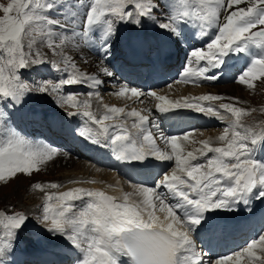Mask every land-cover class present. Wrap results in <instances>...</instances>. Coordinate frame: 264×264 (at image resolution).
<instances>
[{"label":"snow or ice","instance_id":"1","mask_svg":"<svg viewBox=\"0 0 264 264\" xmlns=\"http://www.w3.org/2000/svg\"><path fill=\"white\" fill-rule=\"evenodd\" d=\"M160 6L159 0H91L75 36L86 37L92 26L103 23L108 38L115 34L116 23L140 27L145 17L155 19L162 29L174 35L186 20L198 22L200 35H207L208 30L215 27L217 34L211 42L190 53L184 72L174 81L197 85L216 79L205 74L207 69L202 64L219 66L221 56L233 49L244 51L249 44L264 48V0H175L171 14L162 21L154 11ZM45 7L51 5L45 6L44 0H8L0 4V99L19 101L29 92L54 95L61 109H65V105L76 109H65L67 115H82L99 126L98 130L88 129L87 132L81 129L79 134L91 143L101 141L96 137L110 141L117 159L145 166L146 161L153 159L171 161L175 167L171 173L162 174L155 186L134 183L139 200H131L129 193L117 198L101 190L77 187L46 194L42 213L31 218L48 233L64 235L82 253L77 264H120L122 256L128 257L131 264H241L242 259L247 264H264V233L240 251L214 261H209L207 253L192 239L193 228L200 224L206 210L240 203L257 188L260 191L256 198L264 197V164L251 157V146L264 141V127L242 122V117L250 113L236 106L240 103L236 97L209 93L172 101L154 90L144 91L127 83L119 85L118 95L130 93L138 101L142 96L152 97L160 102L156 104L159 112L190 109L226 121L223 133L216 138L222 146H212L211 140H202L201 147L186 151L184 143L195 142L190 141L189 136L196 130L165 135L151 121L150 112L144 115L136 109L125 112L122 107L103 105L104 111L98 117L92 110V98H100L99 89L105 85L100 75L111 77L112 72L103 60L99 61L97 73L81 71L61 48L66 37L58 36L49 28L58 21L41 14ZM34 33L41 34L42 39L37 40ZM37 44L46 45L54 56H61V60L49 61ZM109 47L110 44H105L103 50L107 52ZM40 64L51 65L64 75L56 83L30 84L21 79L22 69ZM236 82L249 89H255L257 83L264 86V55L253 59ZM74 85H88L92 90L63 93V87ZM82 95L88 98L78 99ZM217 101L228 102L213 103ZM128 117L135 118L131 128L126 124ZM113 120L120 122L105 123ZM3 131L0 126V132ZM7 131L8 139L0 147V181L7 183L8 178L18 177V174L30 175L33 170L40 171L41 166L58 154L69 155L49 146L34 147L15 131ZM158 139L165 149L158 145ZM33 187L45 191L40 183ZM48 187L59 189L63 185L50 182ZM161 189L178 197V203H169ZM76 201H81V206L77 207ZM179 209H184L183 213ZM157 213H162L163 218ZM29 218L25 212H12L0 220L3 228L0 264H5L17 230Z\"/></svg>","mask_w":264,"mask_h":264},{"label":"bare ground","instance_id":"2","mask_svg":"<svg viewBox=\"0 0 264 264\" xmlns=\"http://www.w3.org/2000/svg\"><path fill=\"white\" fill-rule=\"evenodd\" d=\"M66 1L67 0H64L63 2L65 3ZM57 7L64 9V5L61 4H58ZM63 15L67 19L64 20V22H61L62 25H60V28L62 30L58 32L55 31V33L58 36L62 35L66 37L64 43L65 45L61 46L63 52L66 53V51L68 50L72 55L71 56L72 59L76 57V60L86 67L85 70H82L86 73H97L99 61L103 60L105 65L111 70L112 74H115L114 72L115 67L112 65L111 62L107 60L106 55L102 52V49L104 48L105 44H108V40H109V37L108 38L105 37V28L101 29L99 27L95 35L87 34V36L84 39L78 40V42L82 45L85 51L87 48L86 52L88 54L91 53V56L95 57L94 59L93 57L88 55L84 50H81L78 45L79 43L74 40V38L77 39V37H79L75 35L80 30V27L82 25L83 14H77L79 16L75 17L72 13L64 11ZM146 18L147 17H145V20ZM165 18L166 17L162 18V20H164ZM145 23L148 22L145 21ZM188 24H189L188 20L181 23L178 26L177 34L174 35L171 32H166L159 25L150 23L146 28L149 32L152 33L147 38H143L144 36L143 33H141L138 30L135 24L122 22L121 32H120L122 46L124 47V54L122 61L125 62V65L127 63L133 65V68L120 66V72L122 71L123 77L126 76L129 77L133 75V73L134 75L137 74L139 64L143 62L144 67L143 66L140 67L139 70L141 68H144V71L148 74L147 77L144 79L145 82L148 81H149L148 83L153 82L156 85H160L164 83V81H166V83L170 82V77L164 76V74L161 73V71L165 70L163 66V62L169 61L170 64L172 65L167 72L171 76H176L177 70L174 68L175 65L172 61L173 57H175L174 54L177 49V47L175 46L176 44L175 41H178L183 46L184 49L190 47L192 51L195 49H201L202 45L205 44L206 41V35L199 34L201 32V29H195L191 31L190 29H188ZM64 25H67V27H64ZM69 32H71V34H68ZM68 39H70L71 41ZM84 41L85 42L88 41L89 44H87V47L83 46L85 44ZM147 42L152 44L153 48H156L155 50L157 51L156 52L150 51L148 54L145 53L144 48H145V43ZM185 53L188 52L185 50ZM171 54H173L174 56L172 57ZM85 60L87 62H85ZM228 60L235 63L233 67L228 68L230 71H232L234 68H238L239 71H241L242 68L237 66L238 64L234 57L229 56ZM119 64L121 65V62ZM94 65L96 66L94 67ZM221 65L222 64H219V66L214 65L211 71H209L208 75L214 76L216 77V80H219L220 75H222V73H224L225 71V69ZM41 70H43L41 65L40 66L35 65L34 69L31 70L30 72H28V70L25 68L24 74L35 72V76L37 78H40L39 80L42 81L43 78H46L44 76H47L49 73L47 71L46 75L44 74V76L38 77V75L41 73L40 72ZM165 77H167V80H165ZM100 78L103 80H107L108 86L112 87L111 89H114V91L117 92L119 91V85H121V83L117 81L118 78L116 77V75L111 77H105L103 75H100ZM140 78H141L140 76H135L137 82H139ZM178 79L179 77L176 76V80ZM54 80H56L55 77ZM37 81L38 79L34 78L33 82L35 83ZM175 84L176 85L172 87L173 89L170 88L171 90L167 89L165 91L159 90L157 94L164 95L167 97V99L172 101L181 100L185 98L184 96L182 97L178 96L177 99L173 95L176 94L177 91L178 93H180L181 87L184 86V84L186 83L175 82ZM187 84L194 85L193 83H187ZM234 84L240 85L237 82ZM232 87L233 86H231L230 88ZM214 88L216 93L221 96L236 97L235 93L237 95H240L241 97L243 96L242 95L243 93L241 92L243 90L241 85L235 87V89L233 90L225 91L224 93L221 90L217 89L216 87ZM197 89H203L204 91H208V92L212 90L204 87L202 88L197 87ZM246 89L250 90L252 93L255 91V94H258L260 91L259 87H256L255 89H249V88ZM71 90H75V88H73L72 86L71 87L65 86L62 89L63 93L65 94L67 93L66 91H71ZM87 90H88L87 92H89L92 90V88L88 86ZM147 90L149 91L150 88H147ZM78 91L79 88L75 90V92ZM205 93L209 94L207 92ZM244 93L249 94V92H244ZM125 96L130 99V102L132 104L138 102V100H136L135 97H131L130 93L126 94ZM250 96L253 97V101L250 103L254 105L255 101H257L256 98L258 97H256V95L254 94H250ZM116 98L117 97L114 95V100L118 102ZM13 102L15 103V110L13 109L14 115H12L11 118L13 120H15V118L22 119V121L19 124L21 130L19 136L22 137L24 140H26V136L32 137L34 141L33 144L34 147L49 146L58 149L55 146L56 143L53 140L47 139L50 138L49 137L50 135L47 134V129L42 127L40 130L41 132H39L38 124H34L33 128H31V124L29 122H33V121L43 122L44 120L49 122L51 119L50 122L51 131L52 130L57 131L60 127H62L66 132L70 133L69 126L67 124V117L64 115H63L64 117L63 116L57 117L53 114L55 117L50 118L52 115L49 112L48 113L51 115L50 117L43 116L41 113H39V111H37L38 109L36 110L35 108H33V111L29 110V108L23 105V101L21 99L19 101H13ZM128 102H124L125 103L124 106H126ZM221 102H228V101H221ZM158 103L160 102L156 101V104ZM119 104L120 103L115 105V107H117ZM103 105L104 104H102L100 107L101 113L104 111V109H102ZM131 106L141 107V104L136 103L135 105H131ZM155 109H156V105H155ZM132 110L133 109H131L129 112H131ZM136 110L140 111L139 109ZM156 111L158 110L156 109ZM158 113L161 119H163V121L165 122L166 126H168L169 129H174L172 132L168 131V133H165V135L168 136L181 135L184 132L191 130L192 127L194 126L205 127L209 125L212 126L214 124L223 123L217 118L209 117L190 109H175L167 112L158 111ZM74 117L76 118L73 119V122L71 123L72 125L70 126L73 127L74 125H76L75 130H77L78 132H80L81 129H84L86 132L88 131V129H95L92 124L89 125V122L82 115H75ZM1 119L2 118H0V120ZM134 119H135L134 117L127 118L126 124L129 128H131V124ZM115 122L119 123L120 121H115ZM105 123H111V121H105ZM132 131H135V129H132ZM76 137L78 136L76 135ZM190 137L191 136H189V138ZM7 139L8 136H3V138L0 139V147L4 146V142ZM101 140H102L101 142L91 143V141L83 137L82 139L83 142L81 144V147L83 153L87 155L86 159L89 166L94 165L98 167L100 170L110 171L106 180H102L96 177L95 179L90 180L91 181L90 183L84 181L81 184H76V183H72L71 181H68L65 184L64 180L61 181L62 179L58 178L59 179L58 184L60 185L63 184V187H61L63 191H67L71 188L81 187V188H88L94 190H101L106 192V194L112 195L117 198H122L125 193H129L131 194L130 196L131 200H139L141 197H139L136 194V191L133 188L132 184L142 183L148 186H155V183H153L151 177L154 175L161 176L166 171L169 172L171 170V169L168 170V168L172 164L171 161H159L153 159L150 162L146 161L145 162L146 166H145L136 162H125L119 160L116 158V154L113 153L110 147V141L106 139L105 140L101 139ZM26 141H29L30 143L32 142L30 140H26ZM215 142H219V141L215 140ZM187 144L189 145L188 147H191L190 142L184 143V147H186L185 145ZM158 145L161 146L159 143ZM219 145H221V143H219ZM167 150L170 151V148H168ZM251 157L254 160H256L258 163L264 164V141H261L260 143L253 145L251 149ZM59 162H61V165H57V163ZM62 164H65L66 166L71 165L72 168H75L71 158L69 156L65 157L64 155L61 154H58L56 157L53 158L52 161H48L42 167L43 169H47L48 172L54 175L53 171H51L50 168H61ZM37 177L44 178V175H38ZM124 179L126 181L129 180L127 181L128 183L129 182L132 183L130 184V187L126 190H124L122 186ZM19 186L20 184L17 183V188ZM20 189L22 190V188H19L18 190ZM23 189L25 190L24 186ZM165 191L173 198V204H177L179 198L176 197L173 193H169L166 189H161L162 194H164ZM259 191H260L259 188L254 189L252 193L245 195L240 203H237L235 205H230L228 208L206 210L203 213V218L201 219L200 224L194 226L193 228L192 239L193 241L195 240L197 241L195 242L197 245L198 243L201 245L200 248L203 252L207 253V257H211L209 261H213L221 256L234 254L237 251L240 243L245 240V239L239 240L242 239V237L254 236V239H256L263 233L264 197H260L259 199L256 198ZM14 196L18 197L19 195L17 193V195L15 194ZM75 204L77 205V207H79L81 206V201H76ZM178 211L183 213L184 209H179ZM157 214L160 215L161 218H163L162 213H157ZM35 222H36L35 220L30 218L29 222H27L28 223L27 226H29L28 230H25V227H22L19 229L20 232L18 233V235L17 232L19 230H17L16 235L19 237V241L17 242V245L19 246V249H12L7 252L5 258V264H24V261H26V264H77V261L81 258L82 253L78 249H76V247L65 236L62 239H60L56 235H52L47 231L41 229V227L38 224L36 226L34 224ZM29 223L31 224L33 223V224L29 225ZM36 241L37 242L40 241V243H37ZM34 244L35 247L30 249V247L34 246ZM65 256L68 257L65 258ZM242 262H245L244 264H247V261L245 259H242ZM120 264H131V261L128 257L122 256L120 258Z\"/></svg>","mask_w":264,"mask_h":264},{"label":"rangeland","instance_id":"3","mask_svg":"<svg viewBox=\"0 0 264 264\" xmlns=\"http://www.w3.org/2000/svg\"><path fill=\"white\" fill-rule=\"evenodd\" d=\"M63 1L62 0H44L45 6L51 5V7L50 8L45 7V8L41 9L42 15L50 18L51 20L58 21V23H56V24L49 25V28L54 30V32L55 31L58 32V31L62 30L60 28V25H62L61 22H64V20L67 19L63 15L64 11L70 12L73 15H75L76 17L79 16L77 14H83V18H84L86 11L91 4V0H67L65 3ZM161 1L162 0H159V3L161 6L157 9H154V11L158 13L157 19L162 21V18L168 17L169 14H171L173 8L175 7V1H173L172 6L169 9H167L166 4L161 2ZM7 2H8V0H0V4H6ZM166 3H167V1H166ZM58 4L64 5V9L58 8L57 7ZM143 20H145V18H142L141 26L140 27L136 26V27L138 28V30L141 33H143L144 36L148 37V35H150L152 32H149L146 27L150 23H153L155 25H159V24L156 22L155 19H153L151 17L146 18L145 21H147L148 23H145V21H143ZM192 21L194 23H197L194 20H192ZM121 26H122V22L116 23L115 34L113 36H110L109 40H108V44H110V47L108 48L107 52H105L103 50L104 49L103 48L102 52L106 55L107 59L111 63H113L114 66L118 65L117 71H115V75H116V77H118L121 80V83L127 82V84H129L133 87H138L139 89L144 90L143 83L137 84V80L135 79L134 75H131L132 78L129 81L122 80V78H121V76L123 74H122V71L120 72V66H125L128 68V65L127 64L125 65V62H122V58H123V54H124V47L122 46V41H121V34H120ZM99 27L101 29L105 28L103 23L94 25L89 29L88 34L95 35L96 31H97V29H99ZM196 29H200V26H198ZM211 29H212V32L217 33V29L215 27H212ZM68 34H71V32H69ZM34 37L37 40L42 39V36L39 33H34ZM84 38L85 37H77V39L74 38V40L78 42V40H80V39L82 40ZM68 40H70V39H68ZM211 40L208 41V43L211 42ZM57 42H58V37H57ZM84 43L85 44L83 46H86V47H87V44H89L88 41H86V42L84 41ZM148 43H145V48H144L145 53L148 54L147 51H155L156 52L157 50H154L152 47H150L148 45ZM64 45L65 44H63V46ZM78 45H79L81 50L85 51V49L82 47V45L80 43ZM179 45L180 44L178 43L177 57H180L181 55L185 54L183 51V48L179 47ZM36 47L44 54V57L46 59H48L49 61H51V60L60 61L61 60V56H59V55L54 56L52 51L46 45L37 44ZM67 51L65 54H67L68 56L71 57L72 56L71 53L69 51L68 52ZM86 51H87V48H86ZM242 52H243V60H244V68H245V70L243 72H245L247 70V68L251 65L253 59H255L251 56V54H255V53L259 52V56L264 55V48H257L255 46L252 48L246 47L245 50ZM88 55L91 56V53H89ZM91 57H93V56H91ZM93 58L95 59V57H93ZM180 59H182V58H180ZM223 59H226V58L224 57ZM74 60L77 64V67H79L81 71L86 69V67L84 65H82L80 62H78L76 60V57H74ZM120 62H121V65L119 64ZM222 64H224V63L222 62ZM40 65H41L43 70L40 71L41 73L38 75V77L44 76V74L46 75L47 71L49 73L47 76H44L46 78H43L42 81H51L52 83H56V82H58V80L63 75V73L57 72L56 69H54L51 65H48V64H40ZM40 65H37V66H40ZM214 65L215 64H210V65L205 64V67H206L207 71H210ZM34 66H32L31 68H26V69L28 70V72H30L31 70L34 69ZM95 66L96 65H94V67ZM179 68H180V66H179ZM141 70L144 71V68H141ZM207 71H206V73H207ZM20 76H21V79L23 81L28 82L30 84L34 83L33 82L34 78L38 79V81H40L39 80L40 78H37L35 76V72L29 73V74H24V69H22L20 71ZM112 76H113V74H112ZM54 77L56 78V80H54ZM227 77H228L227 73L225 72V74L220 75V78L222 79L221 81L216 80V81L203 83L202 85L208 86V87H204V88L212 89L210 92L204 91L203 89H197V87H194V86L189 85V84H184V86H182L180 89L181 92L178 93V91H177V93L174 94L173 96L175 98H177L178 96L179 97L184 96L185 98H190V97H197L200 95H205L206 94L205 92L211 93V94H217L214 87H216L217 89L221 90L224 93L225 91L233 90V89H235V87L241 85V84L240 85L231 84L233 82V79L226 80ZM174 81H176V77H174L171 80V82L164 84L161 87H154V86L152 87V84H150L149 87H152V88H150V90H152V89L157 90L158 89L156 92H158L159 90H164V91L167 89L171 90V89H173L172 87L176 85ZM168 85H171V86L169 87ZM231 86H233V87L230 88ZM83 87H84V85H80V88L82 89V91H83ZM202 87L203 86H200L199 88H202ZM241 87L243 89L241 91L243 93L242 94L243 98L240 95H237L235 93L236 98H238V100L240 101V103L236 104V106L245 108V109L249 110V113H250V114L242 117V122L247 124V125H251L253 127H264V86L257 83V87L260 88V91L258 94H255V91L252 93L250 90H247L246 89L247 87L245 85L244 86L241 85ZM111 88H112L111 86L110 87L108 86V81L105 80V85L103 86V88L99 89L100 98H95V97L92 98V110L94 112H96L98 117L101 114V108L100 107L102 104L108 105L109 107H111V106H115L118 103H120L117 107H123L125 109V112H129L131 109H139L141 111V114H144V115H146V114L148 115L150 112L151 121H154L159 126V129L164 134L168 133V131L172 132L174 130V129H169V127L166 126L163 119H161V117L159 116L158 111H156V109H155L156 101L154 100V98H152V97L144 98L143 97L140 101L136 102V103L141 104V107H135V106L133 107L131 105H135L136 103L132 104L130 102V99L127 98L126 96H120L118 94L116 95V93H118V92L114 91V89H111ZM87 89H88V85H85V88H84L85 92L84 91L83 92L78 91V93H87ZM144 91H148V90L145 89ZM66 92L68 93V92H75V91H66ZM244 92H249V94H245ZM250 94H254V95H256V97H258V98H256L257 101L254 100L255 101L254 105L250 103L253 101V97H251ZM114 95L117 97L116 99L118 100V102L116 100H114ZM86 98H88L86 95H82V96L78 97V99H86ZM22 99H23V102H25L28 106H30V108L35 107L44 116L50 117L52 115L53 117H55V116L59 117V116L64 115L68 118V115L66 114L65 109L68 111H76V109L71 108V106H69V105H65V109H61L60 107H58L57 103L54 101V99H55L54 95L29 92L28 94L24 95L22 97ZM124 102H128V104H126V106H124L125 105ZM213 103L219 104V103H221V101H217V102H213ZM129 106H131V107H129ZM13 109H14V105L12 104L11 99H0V112L2 114V116H1L2 119L0 120V126H2L3 128L5 127V131L1 132L2 135L0 134L1 136H8V133H7L8 131H6V130L15 131L18 135H20V133H21L19 124L22 121V119L15 118V120H13L11 118V116L14 115ZM102 109H104V108H102ZM52 116L50 118H52ZM74 116L75 115H73V117ZM74 118H76V117H74ZM86 120H87V118H86ZM115 121L116 120H113V121H111V123H106V124L116 123ZM50 122H51V119L49 122L46 121V125H44V126H42L40 124L43 128L47 129V134L50 135L49 136L50 138H47V139L53 140L56 143L55 146L58 149L69 153L68 156L73 161L75 168H72L71 165L66 166L65 164H62L61 168H50V170L53 171V174H54V175H52L50 172L47 171V169H43V167L41 166L40 171L33 170V172L30 175L18 174V177L8 178L7 183L5 181H0V213H3V215H0V220H2L4 218V216L10 215L12 212H25L26 214H28L30 216V218L35 217L37 215H40L43 211V203H44L46 194L63 192L62 188L61 189L59 188L61 190L60 191L58 189H52V188L48 187L50 182H54V183L58 184V182H59L58 178L62 179L61 181L64 180L65 184L68 181H71V182L76 181V184H81L84 181H90V180L95 179L96 177H98L99 179H102V180H106V178L108 177L110 171L100 170L98 167H96L94 165L89 166V164L87 163V159H86L87 157L85 155H83L84 157H82L77 152L75 153V149L77 150V140H75L76 138L73 135L79 134V132L77 130H75L76 125H74L73 127L70 126V128H69L70 133L65 131L66 134H64L63 128L58 129L57 131L52 130L53 131L52 132L51 127H50ZM88 122H89V125L92 124L93 127L96 130H98V127H99L98 125L94 124L91 121H88ZM34 124H37V123H34ZM224 127L225 126H220V124H215V125L206 126V127H199V128H198V126L192 127V129H195L196 131L191 133V135H190L191 137L189 138V140L195 141V142L190 143L191 147H188L189 143L187 145H185L186 146L185 150L191 151L194 148L201 147V144L199 142L202 140H211L213 142L212 146H221V145H219L220 142H215L214 138H217V136H219L223 133ZM40 130L41 129H39V131ZM153 131H155V130H153ZM165 131H167V132H165ZM44 136H46V135H44ZM99 138L103 139L102 137H99ZM40 139H41V137H40ZM157 141L161 145L160 147L162 149L166 148V146L163 144L162 141H159V139ZM31 144L32 145L34 144L33 138H32ZM252 147L253 146H251V148ZM74 155H77V156L74 157ZM199 162H203V161L200 160ZM57 165H61V162L57 163ZM174 167H175V164H174V162H172V164L168 168V170H170V169L172 170V168H174ZM171 170L169 171V173H171ZM38 175H44V178H42V177L38 178L37 177ZM159 178H160L159 175H154L151 177V180L153 181V183L156 184V181ZM138 180H141V179H138ZM127 181H129V180H127ZM127 181L124 179V182L122 185L124 190L128 189L130 187V184H132L130 182L128 183ZM17 183L20 184V186L18 188H17ZM35 183H40L44 187L45 191H41L39 189L34 188L33 185ZM22 184L25 187V190L23 189ZM19 188H22V190L21 189L18 190ZM17 193L19 196L18 197L14 196L15 194L17 195ZM163 195L165 197H167V201L169 203L173 204V198L169 194H167L166 191ZM27 222H29V220L26 221L25 225L23 226V227H25V230H28V227H29V226H27L28 225ZM32 224L29 223V225H32ZM34 224L37 226L36 222ZM19 232H20V230L17 232V235ZM2 233H3V228H2V226H0V234H2ZM263 233H264V227H263ZM17 235L15 236V239L12 242V246H11L10 250L19 249V246L17 245V242L19 241V237ZM56 236L60 239H62L64 237V235L59 236V234H57ZM242 239H244V237ZM253 239H254V237H253ZM253 239L248 238V237L245 238V240L243 242H241L237 251L239 249L241 250L242 248L246 247L247 244ZM37 243H40V241H38ZM34 247H35V244H34V246L30 247V249L34 248ZM67 257L68 256H65V258H67ZM208 259H210V257ZM244 263L245 262H242V264H244Z\"/></svg>","mask_w":264,"mask_h":264}]
</instances>
